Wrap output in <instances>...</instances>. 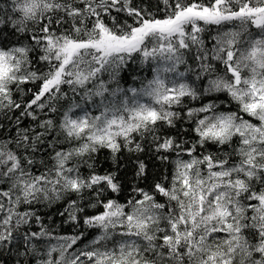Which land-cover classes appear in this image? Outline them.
Returning <instances> with one entry per match:
<instances>
[{"label": "snow or ice", "instance_id": "1", "mask_svg": "<svg viewBox=\"0 0 264 264\" xmlns=\"http://www.w3.org/2000/svg\"><path fill=\"white\" fill-rule=\"evenodd\" d=\"M0 264H264V0H2Z\"/></svg>", "mask_w": 264, "mask_h": 264}, {"label": "trees", "instance_id": "2", "mask_svg": "<svg viewBox=\"0 0 264 264\" xmlns=\"http://www.w3.org/2000/svg\"><path fill=\"white\" fill-rule=\"evenodd\" d=\"M0 2H2V0H0ZM131 67V66H130ZM125 78V80L127 81V83L125 84V86H127V84H130L131 83V79H130V73L128 72H125L122 74ZM54 115V114H52ZM107 153L106 152H102L100 154V160L103 161L104 159V156L106 155ZM146 162L149 164V168L154 171V172H159V173H163L164 172V167L160 165L159 161H156L155 159H148L146 160ZM105 167H107V164L104 165ZM129 168H131V165H129ZM59 220L60 218L59 217H56V221L57 223H59ZM65 233H70L72 231V229L65 225L62 229ZM92 233H89L88 235V240H90L92 238ZM88 241L85 240L84 243H87Z\"/></svg>", "mask_w": 264, "mask_h": 264}]
</instances>
